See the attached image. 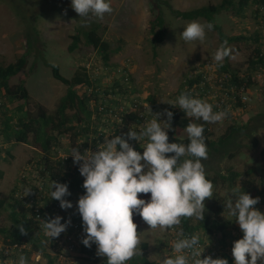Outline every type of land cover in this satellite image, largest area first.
<instances>
[{"label":"rangeland","instance_id":"obj_1","mask_svg":"<svg viewBox=\"0 0 264 264\" xmlns=\"http://www.w3.org/2000/svg\"><path fill=\"white\" fill-rule=\"evenodd\" d=\"M50 2L52 5L63 3L65 6L58 10H52L49 7L44 9L36 5V0H31L29 5L21 8L26 12H32L33 15L43 9V12H39L42 14L37 18L36 24L33 25L32 34L37 38V42L32 47V43L27 45V28L11 9L9 0H0V64L8 65L23 55H27L26 67L11 79V84H18L21 77L24 76L31 96L32 110H35V106L40 104L48 113H55L61 97L66 93L67 86L54 78L52 68L48 63L57 65L61 74L66 78H72L79 67L86 65L90 74L97 78L102 87L110 86L117 79L116 74L109 71L99 51L86 44L85 41L84 31L91 28L94 23H100L102 27L100 32L103 38L111 43L114 50L120 48L119 51L112 54L108 64L110 66L120 64L131 72L132 91L127 100L123 102L122 108L125 109L135 99H140L148 109L150 104L145 102L148 96H153L159 103L174 102L186 89L187 79L194 78L199 70H203L207 75L206 82L202 85L199 84L198 87L195 86L199 96L212 104L213 111L227 112V116L222 122L209 123L213 139L218 140L233 123L244 124L251 117L264 115L263 72L258 71L253 75L255 83L249 87L250 100L245 103V106L237 107L239 102L228 101L225 107H220L222 90L219 88L218 77L220 78V74L224 72L219 70V65L224 63L225 59L219 64L214 60V53L221 46L217 31L213 28L211 30L206 28V38L202 42H186L181 37L183 27L188 23L192 21L203 25L209 23L202 17L190 20L182 19L173 13V9L191 11L208 4H219L222 0H111L113 9L111 13H106L103 18L90 16L87 19L80 18L71 8V0H51ZM234 2L237 8L240 0H234ZM246 3L244 9L239 12L234 8L215 15V22L229 37L240 35L250 37L259 29L255 13L257 0H246ZM159 14L165 20V36L163 42L157 45L153 41L151 25ZM75 35H79L80 43L75 51L70 52L68 48ZM256 46L258 44L252 41L229 42L230 68L238 70L242 75L247 72L248 60ZM29 47L32 48L29 49ZM208 63L212 66L207 70L205 65L208 66ZM18 104L17 101L14 103V105ZM174 108L181 110L175 106ZM161 118L166 119V117ZM190 122H195L194 118L185 115L182 121V137H187L184 128ZM200 122L203 121H197V123ZM259 124H251L252 133H241L237 140V146L232 145L227 153L223 151L214 153V156L202 160V163L205 166L206 174H213L217 171L227 173L230 170L239 173L249 171L245 178L249 180L250 191L252 190L251 192L256 194V198H259L258 204L254 207L264 213V126ZM120 127L125 129L123 124ZM109 133L106 132V135ZM105 136L99 144L104 142ZM72 140V135L65 136L63 139L64 148L61 147L59 152L51 155L53 158L48 165L52 166V172L50 177L45 179L49 191H51L50 185L52 181H56L57 175L63 170V172H68L69 168L74 167L73 163L59 161L60 157H67L71 154ZM90 147L92 151L97 150V146L94 144H91ZM8 150L10 155L7 153ZM230 151L234 152L233 157L229 156ZM40 158V150L32 139L26 144L17 142L8 145L0 144V168L5 173L4 178L0 180V198L7 199L9 204L12 195L26 193L29 190L27 189L28 182L25 183L23 176L34 170L35 164ZM35 170L39 174V170ZM32 177L30 176L28 179ZM33 179L35 185L40 186L41 177L37 175ZM217 190L225 201L232 197L233 189L226 184L220 185ZM138 195L144 199L150 197V194ZM66 199L73 204V207L67 211L76 207L78 197H67ZM222 207L224 210L222 219L226 223L225 236L219 237L220 234H202L201 232L199 236L217 237L216 242L219 246L217 258L227 259L228 264H234L231 251L233 242L242 238V234L235 218L228 217L224 202ZM10 212V205L0 212V227L10 225ZM194 221L196 222V220ZM133 222L137 224L142 256H134L127 264H145L143 259H147L148 264H160L162 256L174 254L172 248L174 230L172 229H176L175 226L163 232L159 229L150 230V226L135 214ZM0 238L2 239L0 246L4 249L11 247L10 244L5 243L3 234H0ZM42 242L44 243L43 252L36 250L33 243H28L27 246L9 250V254L4 253L6 256L3 257V260L17 259L22 254L26 257L27 264H48L46 254L55 255L56 250L53 242L49 239H42ZM144 243L147 244L146 249L143 248ZM105 257L96 255L95 259L87 260L78 249L70 255V260L57 259L55 264H101Z\"/></svg>","mask_w":264,"mask_h":264},{"label":"clouds","instance_id":"obj_2","mask_svg":"<svg viewBox=\"0 0 264 264\" xmlns=\"http://www.w3.org/2000/svg\"><path fill=\"white\" fill-rule=\"evenodd\" d=\"M71 8L85 19L103 18L113 11L111 0H71ZM206 28L211 30L213 25L192 21L183 27L181 37L186 42H202ZM226 44L214 53L218 64L230 56L231 49ZM206 79L207 75L205 82ZM193 89L198 93L196 87ZM168 104L194 118L195 122L184 128L188 143L169 142L168 130L174 114L165 109L136 130L106 135L96 151L87 149L81 153L77 147L71 150L73 163L84 178L85 192L76 204L84 233L81 242L89 248L95 244L97 255L107 257L106 264H127L134 256H142L134 214L150 230L163 232L180 225L181 218L202 221L204 202L213 197V183L202 163L208 158L204 127L197 121L222 122L227 112L213 111L212 104L189 93H182ZM133 140L139 143L142 153L130 143ZM50 188L51 199L59 201L62 210L73 207L65 199L71 195L67 183L52 181ZM138 194H150V197L144 199ZM258 202L259 198H252L238 188L224 201L228 217L235 218L243 233L242 238L233 242L234 264H264V213L254 207ZM62 220L63 217L56 215L42 221V230L49 239L59 237L71 224V218L63 223ZM17 227L26 234L22 223ZM178 235L180 238L172 245L174 254L162 256L160 264H228L224 258H201L205 247H201L198 234L185 235L181 231ZM14 264H27V259L21 254Z\"/></svg>","mask_w":264,"mask_h":264},{"label":"trees","instance_id":"obj_3","mask_svg":"<svg viewBox=\"0 0 264 264\" xmlns=\"http://www.w3.org/2000/svg\"><path fill=\"white\" fill-rule=\"evenodd\" d=\"M51 0H36V5L42 8H50L52 10L62 9L65 4L59 3V5H52ZM31 3V0H9V4L14 13L20 17L21 22L27 28V45L37 42V38L32 34L33 25L36 24L37 18L42 14L39 10L33 15L32 12H26L21 10L22 7H26ZM26 4V5H25ZM246 0H240L239 6L235 7L234 0H222L219 4H208L200 8L193 9L191 11H180L173 9V13L182 19L190 20L196 18H205L208 23L213 25V29L217 31L221 45L227 42L245 40L252 41L256 46L248 60V71L243 75L238 70H232L230 68V58L226 57L225 62L219 65V70L225 72L227 80L224 85L236 84L240 87H252L255 83L253 75L255 72L260 71L261 67H264V57L260 56V42L261 31L258 29L254 32L253 36H234L229 37L215 22V15L221 13L224 10L234 9L239 12L244 9ZM43 12V11H42ZM256 20H258V10L256 8ZM261 26V23L259 22ZM37 26V25H36ZM101 24L94 23L91 28L84 31L86 44L93 46L97 49L102 56V59L107 64L109 71L116 74L117 79L109 86L102 87L97 78L90 74L86 65L79 67L72 78H66L60 72L57 65L48 63L53 72L55 79L61 81L67 86L66 93L61 97L58 107L55 113H48L40 104H37L36 109H31V96L27 88V81L21 77L20 81L16 85L11 84V79L17 76L20 71L26 67L27 55H23L17 61L9 63L8 65L0 64V144L8 145L13 142L17 143H29L31 139L34 141L35 146L40 150L41 158L34 169L39 170V176L41 177L43 187L47 191L46 195L42 198L44 203L48 204L51 201H57L51 199L50 191L47 189L45 179L49 178L52 172L51 163L53 158L51 155L59 152V149L64 148L63 139L65 136H73V147H77L78 150L83 153L85 150L90 149V145H99L101 140L106 135V132H110L109 135H123L126 134L129 129L136 130L143 123L151 120L153 115L157 113H163L165 109L173 112V119L171 121V127L168 130L169 142L188 143L187 137L181 136L182 121L185 117L183 110L174 108L173 105L167 103H159L153 96H148L145 102L150 104L147 109L146 105L142 104V100H132L130 106L123 107V102L127 100V97L131 95L132 86L130 83L131 72L128 68L124 71H119L120 65L110 66L108 62L111 59L112 54L115 51H119L120 48L113 49L109 41L103 38L101 31ZM151 30L153 32V41L159 45L163 42L165 36V20L162 15H157L152 22ZM80 43L79 35L73 36V42L69 45V51H75ZM32 47H29L31 49ZM127 70V71H126ZM124 74H128L130 80H125ZM206 74L203 70H199L194 78L187 79L186 89L182 93H189L194 96L193 88L198 85L205 84ZM228 81V82H227ZM84 90V91H82ZM82 91V93H80ZM195 91V90H194ZM196 98L201 96L196 95ZM239 103L237 107L245 106L241 97L238 98ZM19 102L18 105H14L15 102ZM248 102V101H247ZM246 102V103H247ZM94 103V105H93ZM95 107V109H94ZM225 107V105H224ZM122 108V110H120ZM150 112L147 113L146 111ZM264 115L260 114L244 124H231L227 131L220 136L218 140L213 139L211 136V128L209 123L200 122L204 127V136L206 137V143L208 148V157L214 156V153L225 152L232 147L237 146V140L241 133L250 134L253 130H250L251 124L256 123L260 126H264ZM123 124L125 129H122L120 125ZM138 126V127H137ZM256 130V129H254ZM111 138V137H110ZM93 140V142H92ZM82 141V142H81ZM136 141H130L134 145V148L142 153L143 149L140 148L139 143ZM65 151L67 148L65 147ZM7 153L10 155V151ZM264 155V151H263ZM230 157L234 156V152L230 151ZM62 163H73V158L70 154L67 157H60ZM73 168H69L68 172H61L57 175L56 182L67 183L71 195L68 197H80L84 194L83 188L84 178L81 176L78 170V165L74 164ZM249 171L244 173L227 171L223 173L217 171L213 174H207V178L213 183V197L206 198L205 200V212L204 219L202 221H194L192 218H181V224L176 227V231L185 235L189 234H223L225 236L226 223L222 219L223 202L219 191L217 190L220 185L226 184L229 188H238L241 192L245 191L250 194L252 198H256V194L250 191V183L246 177ZM4 170L0 168V180L4 178ZM31 173L23 176V180L27 183V189H35V180L33 177L28 179ZM55 190V189H53ZM250 191V192H249ZM1 197V196H0ZM30 197L36 198L35 194L30 193ZM67 197H65L66 199ZM41 199V200H42ZM36 199H34L35 202ZM27 199L20 198L18 195H12L11 201L8 204V200L0 198V212L10 205L11 212L9 214L10 225L0 227V234L4 235L5 243L11 246H27L28 243H33V246L39 252L44 251V243L42 239H49L39 226V222L35 217V208L33 205H28ZM50 210V208H49ZM42 214L44 217H53L52 213L46 212V208H43ZM65 218H71V224L79 223L82 229V219L74 207L69 210V213ZM23 224L26 230V234H22L17 227L19 224ZM72 227L69 232H72ZM216 232V233H214ZM82 239L84 234H81ZM202 235H200L201 238ZM80 239L79 252L87 260H93L97 255L96 245L93 244L91 248L85 247ZM2 239L0 238V241ZM53 242L56 250L55 255L46 254L48 257V264H55L58 259V254L62 252L58 243H55V238L49 239ZM147 244H143V248L146 249ZM1 257H5L4 251H0ZM228 257V256H227ZM107 257L104 258L101 264H106ZM145 264H148L147 259H143ZM97 264V263H95ZM136 264V263H135Z\"/></svg>","mask_w":264,"mask_h":264},{"label":"built area","instance_id":"obj_4","mask_svg":"<svg viewBox=\"0 0 264 264\" xmlns=\"http://www.w3.org/2000/svg\"><path fill=\"white\" fill-rule=\"evenodd\" d=\"M256 8L258 10V22L261 23V26L259 25V29L261 31V42H260V47H261V51H260V56L264 57V0H257V5ZM208 66H205V68H209L212 65L210 63L207 64ZM122 68H119V71H124V69H126V67L124 66H120ZM127 71V70H126ZM260 72L264 73V67L260 68ZM125 76V80H129V76L127 74H124ZM221 77H218V83H219V88L222 90V98L221 101L219 102V106H223L228 102V101H233V102H238L239 101V97H241L242 102L246 103L247 101L250 100L249 97V87L245 88V87H240L236 84H229L228 86L224 85V83H226L227 80V75L226 74H221ZM228 82V81H227ZM194 92V96H196L198 93L194 91V89H192ZM226 106V105H225ZM30 173V172H29ZM28 173V174H29ZM37 175H39L37 173V171L34 169L31 172V176L36 177ZM29 190H31L29 192L28 195H26V193H18L17 195L20 198H24L27 199V203L28 205H33L35 208V217L36 220L39 222V226L41 227L42 225V221L48 219V217H44L42 214V209L46 208V212L49 214V211L52 213V216H56L59 215L61 217L64 218V220H67L68 218H65L67 216V214L69 213V211L67 210H62L60 207V203L59 201H51L50 203L46 204L44 203V199H42L47 191L44 189L43 187V183L41 180L40 186L36 185L35 189L30 188ZM34 193L36 198H32L30 197V193ZM34 199L35 202H34ZM42 199V200H41ZM50 208V210H49ZM64 220H62V223L64 222ZM72 227V232H69V229ZM42 228V227H41ZM173 243L180 238L179 237V233L178 231H176L175 229H173ZM240 233L243 236L242 231L239 228ZM81 234H84L83 231L81 230V226L79 225L78 222H76V224H70L67 228V230L63 233H61V235L57 238H55V243H58V245L61 247L62 252L58 254V259L62 260V261H68L70 260V255L73 254L76 250H78L80 248V239H82ZM220 237V236H219ZM217 237L212 238L211 236H204L202 238H200V244L201 247L204 248V252L202 253L201 258H204L206 256H211L213 259H216L219 253V246L216 242ZM2 243H0L1 245ZM18 246L17 245H13L7 249H4L2 246H0V251H4L5 254H9V250L11 249H17ZM4 258L1 257L0 255V264H14V262L18 261L17 259L14 258H9L8 260H3Z\"/></svg>","mask_w":264,"mask_h":264}]
</instances>
